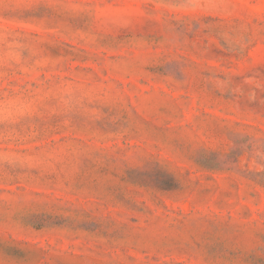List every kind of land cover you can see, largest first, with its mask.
<instances>
[{
  "label": "rangeland",
  "instance_id": "rangeland-1",
  "mask_svg": "<svg viewBox=\"0 0 264 264\" xmlns=\"http://www.w3.org/2000/svg\"><path fill=\"white\" fill-rule=\"evenodd\" d=\"M0 264H264V0H0Z\"/></svg>",
  "mask_w": 264,
  "mask_h": 264
}]
</instances>
